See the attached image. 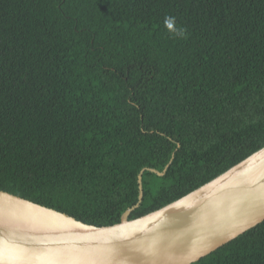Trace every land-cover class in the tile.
Instances as JSON below:
<instances>
[{"label": "trees", "instance_id": "trees-1", "mask_svg": "<svg viewBox=\"0 0 264 264\" xmlns=\"http://www.w3.org/2000/svg\"><path fill=\"white\" fill-rule=\"evenodd\" d=\"M263 146L264 0H0V189L111 225ZM191 264H264V221Z\"/></svg>", "mask_w": 264, "mask_h": 264}, {"label": "water", "instance_id": "water-1", "mask_svg": "<svg viewBox=\"0 0 264 264\" xmlns=\"http://www.w3.org/2000/svg\"><path fill=\"white\" fill-rule=\"evenodd\" d=\"M133 208L98 226L0 189V264H191L264 221V146L129 219Z\"/></svg>", "mask_w": 264, "mask_h": 264}, {"label": "clouds", "instance_id": "clouds-1", "mask_svg": "<svg viewBox=\"0 0 264 264\" xmlns=\"http://www.w3.org/2000/svg\"><path fill=\"white\" fill-rule=\"evenodd\" d=\"M174 21L171 18L166 20V26L169 28L170 31L176 33L177 35L181 34L180 30L173 27Z\"/></svg>", "mask_w": 264, "mask_h": 264}]
</instances>
